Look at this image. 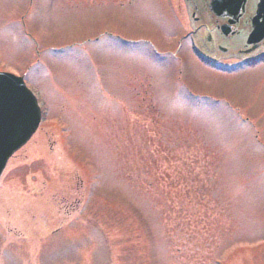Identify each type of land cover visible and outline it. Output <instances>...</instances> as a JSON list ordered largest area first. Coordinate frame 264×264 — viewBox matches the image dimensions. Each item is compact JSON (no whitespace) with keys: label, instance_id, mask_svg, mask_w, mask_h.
<instances>
[{"label":"rangeland","instance_id":"obj_1","mask_svg":"<svg viewBox=\"0 0 264 264\" xmlns=\"http://www.w3.org/2000/svg\"><path fill=\"white\" fill-rule=\"evenodd\" d=\"M210 2L0 0V72L42 110L0 181V264H264L257 0L228 36Z\"/></svg>","mask_w":264,"mask_h":264},{"label":"water","instance_id":"obj_2","mask_svg":"<svg viewBox=\"0 0 264 264\" xmlns=\"http://www.w3.org/2000/svg\"><path fill=\"white\" fill-rule=\"evenodd\" d=\"M247 0H211L209 9L219 18H228L220 27L224 36L230 33ZM251 31L244 54L254 52L264 40V0H258L254 16L250 19ZM41 114L37 100L20 77L0 73V179L8 160L21 149L36 132Z\"/></svg>","mask_w":264,"mask_h":264},{"label":"bare ground","instance_id":"obj_3","mask_svg":"<svg viewBox=\"0 0 264 264\" xmlns=\"http://www.w3.org/2000/svg\"><path fill=\"white\" fill-rule=\"evenodd\" d=\"M194 43L198 49L203 52L204 54L207 53V50L211 48V45L209 46L210 43H205L203 42L197 34H194Z\"/></svg>","mask_w":264,"mask_h":264},{"label":"flooded vegetation","instance_id":"obj_4","mask_svg":"<svg viewBox=\"0 0 264 264\" xmlns=\"http://www.w3.org/2000/svg\"><path fill=\"white\" fill-rule=\"evenodd\" d=\"M240 18H241V17H240ZM221 20L223 21V24H224V23H227L228 18H221ZM232 30H233V29H232V27H231V32H232Z\"/></svg>","mask_w":264,"mask_h":264}]
</instances>
